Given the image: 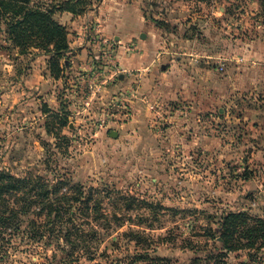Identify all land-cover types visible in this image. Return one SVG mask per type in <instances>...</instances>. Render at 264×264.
Returning <instances> with one entry per match:
<instances>
[{"label": "rangeland", "instance_id": "1", "mask_svg": "<svg viewBox=\"0 0 264 264\" xmlns=\"http://www.w3.org/2000/svg\"><path fill=\"white\" fill-rule=\"evenodd\" d=\"M33 1L68 49L21 53L0 23V173L81 192L61 211L80 250L34 209L0 237V264H191L223 215L264 221L262 0ZM248 249L226 264H264Z\"/></svg>", "mask_w": 264, "mask_h": 264}, {"label": "trees", "instance_id": "2", "mask_svg": "<svg viewBox=\"0 0 264 264\" xmlns=\"http://www.w3.org/2000/svg\"><path fill=\"white\" fill-rule=\"evenodd\" d=\"M196 1L206 2L208 0ZM262 2L264 4V0ZM53 12L52 7L50 8L40 1L0 0V23L4 24L7 41L19 49L21 53L27 50L29 46L36 45L42 47L47 55L59 58L61 53L68 49L67 31L52 18ZM64 12L75 14V10L71 7L65 9ZM153 22L158 23V21ZM51 72L58 73V66H53ZM58 120L63 119L59 118ZM65 182L58 181L55 185L50 186L38 175L18 179L0 173L1 239L3 233L8 229H14L17 233L20 228V217L38 209V211L41 210L40 213L46 211L47 225L54 227L53 233L56 228L62 236L67 238L66 245L70 250L69 255L73 251H79L80 243L70 241L71 229L64 227L61 220L64 213L61 211L67 210V216L72 218L74 216L73 211L70 210L72 204H79L77 211H80L84 201L81 199V192L73 193L77 195L74 198L68 197L66 193L60 194L61 190L68 184ZM62 206L67 209H63ZM35 224V221H29L28 227L31 229L30 231H36L38 234L40 226ZM208 235L210 240L216 243L214 245L216 247L210 249L211 247L208 248L206 245L205 255L202 258H195L191 264H226V257L229 253L247 248L249 251H260L264 248V221L246 214L227 213L221 218L219 234L214 236L212 231L208 230ZM134 236L137 235L134 234ZM248 258L251 259L252 254L248 253ZM142 261H145L146 264H160L162 262L151 259L149 256L146 258L134 256L130 264H138Z\"/></svg>", "mask_w": 264, "mask_h": 264}, {"label": "water", "instance_id": "3", "mask_svg": "<svg viewBox=\"0 0 264 264\" xmlns=\"http://www.w3.org/2000/svg\"><path fill=\"white\" fill-rule=\"evenodd\" d=\"M111 135H112V137H115L117 134L115 132H113Z\"/></svg>", "mask_w": 264, "mask_h": 264}]
</instances>
